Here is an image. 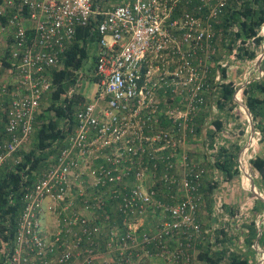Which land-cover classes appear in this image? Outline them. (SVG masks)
Listing matches in <instances>:
<instances>
[{
  "label": "built area",
  "instance_id": "2783aa9c",
  "mask_svg": "<svg viewBox=\"0 0 264 264\" xmlns=\"http://www.w3.org/2000/svg\"><path fill=\"white\" fill-rule=\"evenodd\" d=\"M227 2L0 0V170L20 161L76 29L96 21L98 35L93 68L82 78L75 71V87L66 85L59 94L60 104L75 94L84 97L76 103L66 146L48 157L32 185L23 186L16 229L7 240L0 236L3 264H195L199 246L213 242L215 231L243 230L250 196L235 213L226 211L220 190L226 181L207 162L219 147L235 143L240 110L250 133L243 149L261 135L243 87L264 76L257 65L264 23L253 59L237 58L239 39L233 52L222 55L221 29L214 26ZM240 63L244 79L234 83L231 73ZM229 81L233 102L221 108ZM240 155V187L250 192ZM207 175L218 183L210 210L201 188ZM252 217L259 230L264 223ZM239 245L226 248L246 251Z\"/></svg>",
  "mask_w": 264,
  "mask_h": 264
},
{
  "label": "trees",
  "instance_id": "16d2710c",
  "mask_svg": "<svg viewBox=\"0 0 264 264\" xmlns=\"http://www.w3.org/2000/svg\"><path fill=\"white\" fill-rule=\"evenodd\" d=\"M100 16L97 17V21ZM220 25L214 26L221 29L220 51L222 55L233 52L235 42L240 40L236 56L242 62L253 59L256 54V48L262 41V37L257 36L258 30L264 23V0H228L227 6L220 19ZM235 25L236 31L231 28ZM96 21L91 22L87 27H78L73 43L67 48L62 55V67L52 72V82L54 90L52 91L51 100L46 107H42L41 112L36 117L35 129L32 133L30 142L21 149L19 154L20 161L11 168L0 170V236L5 240L12 236L16 229L17 219L21 211L22 202L21 194L24 185H32L41 171L45 169L50 161L48 157L57 154L59 148L66 146V138L75 125L74 112L80 100L84 99L82 94H75L70 101H63L60 104L59 94L65 90L66 85H71L75 81V71L84 67L85 62L89 59L90 54L93 55L94 47L97 39ZM254 40L251 42V39ZM216 42V41H215ZM214 42V44H216ZM246 43H248L246 45ZM219 52L211 58L217 60ZM92 65L86 69L87 72L93 68ZM261 68L264 70L262 64ZM222 75L225 79L226 69L222 68ZM234 83L232 81L223 84L222 97L224 108L226 104L233 102ZM246 107L253 116L255 127L260 128L264 136V126L256 117H261L264 123V78L254 79L243 87ZM201 124L197 126L198 132ZM215 125L221 127V122L216 121ZM243 127L240 129V134ZM239 145L236 143L229 144V147H219L213 153V161L207 162L210 170L217 169L222 175L226 185L220 187V190H229L224 195V208L226 211L235 213L238 205L232 204L233 191L232 188L237 186L239 181L240 170L238 167V151ZM251 165L260 174L261 182L264 185V159L256 155L250 160ZM207 175L206 186L201 187L205 191L206 208L211 209L212 191L218 186V183L211 184ZM237 179V180H235ZM235 181V182H234ZM231 184V186H230ZM239 184V183H238ZM261 184V183H258ZM238 190V189H237ZM240 190V188H239ZM250 194V192H249ZM248 194V195H249ZM228 196V199L226 200ZM231 201H230V200ZM251 206L250 219L244 220L240 225L243 230L238 233H231L227 228L223 227L215 231V240L210 243L207 241L206 246H199L196 261L199 264H252L249 250L254 252L252 247L258 234V227L255 225L252 216L264 209V202L259 198H255ZM262 227V226H261ZM240 240L239 247L246 248V251L239 249L229 251L226 248L228 243L235 244ZM259 244L264 251V226ZM216 247V250H213ZM0 264H3L0 259Z\"/></svg>",
  "mask_w": 264,
  "mask_h": 264
},
{
  "label": "rangeland",
  "instance_id": "374dc122",
  "mask_svg": "<svg viewBox=\"0 0 264 264\" xmlns=\"http://www.w3.org/2000/svg\"><path fill=\"white\" fill-rule=\"evenodd\" d=\"M93 62H94L93 61V55L90 54L89 59L84 64V67H82L80 69V73H79V77L80 78H82V73H84V71H86V69L89 67V65H92ZM244 65H245V63H240L239 67L236 68V71H232L231 74L233 76L234 83H240L241 81H243L244 78H243V74L242 73H243V70H244ZM262 78H264V76ZM78 84H79V86L77 87L78 91H83V88L85 86L84 85L85 84V79L83 78V80H80V82ZM71 86H72V88L75 87V85H73V84H71ZM89 86L91 87L92 84H90ZM256 119H258L261 122V124L264 126V123L262 122V118L261 117H256ZM242 120L244 122V125H242V124L239 125V129H241L242 127L244 129L243 135L239 136L240 140H241V143H242L241 148L239 150V153L241 154L240 155V159L243 158V163L246 165L247 168L250 167V169L252 170L253 167H251L250 160L253 157H255L256 155H261L262 153L264 154V136H263L262 131H261V135L257 139L256 143H254L253 145L249 146L248 150H245V148L243 149V147L246 146V144L248 145V139L250 140V138H249L250 133L248 131V123H245L244 116H243V114L241 113V110H240V121H241V123H243ZM258 129H260V128H258ZM251 174H252V176H254L253 179H254L255 189L257 190V193L260 194L264 198V185L261 182L260 175L256 171H255V173H254V171H251ZM235 180H237V179H235ZM238 180L240 181V175H239ZM258 183H261V184H258ZM230 186H231V184H230ZM239 188H240V194H239L240 197L242 196V197L246 198L248 196V191L246 192V194H247L246 195L244 193L245 190H243L241 187H239ZM225 190L227 191V193H229V190L226 189V186H225ZM232 190H235V187H233ZM227 193H225V195ZM236 196H237V193H234L233 197H236ZM249 196L252 197V196H255V195L253 193H250ZM227 199H228V196H227ZM255 218H258V220L261 218V223H264V209L261 212L255 213ZM208 223H209L208 221L205 222L206 225ZM261 225L264 226V224H261ZM256 249L257 250H255L254 252H252L250 250L248 251L250 256H251V259L253 260L252 264H263V262L261 263V261L263 259L261 250H263V248H262V246L260 244H258V246H256ZM195 264H199V261L198 262L196 261Z\"/></svg>",
  "mask_w": 264,
  "mask_h": 264
},
{
  "label": "crops",
  "instance_id": "0c3cea01",
  "mask_svg": "<svg viewBox=\"0 0 264 264\" xmlns=\"http://www.w3.org/2000/svg\"><path fill=\"white\" fill-rule=\"evenodd\" d=\"M216 44H214V46H216L217 47V42H215ZM218 45H219V47H220V43H218ZM256 54H257V52H256ZM255 54V55H256ZM261 64H263V66H264V60L261 62ZM240 124H242V125H244V123H239V124H237V126H236V130H235V143H236V145H239V147L241 148V145H242V143H241V140H240V135H243V133H244V129H243V132H242V134H240V129H239V125ZM206 132H207V134L210 136L211 135V131H210V129L209 128H207L206 129ZM234 143V142H233ZM240 148H239V150H240ZM238 154H239V151H238ZM258 156H261L263 159H264V154L262 153L261 155H258ZM240 157V156H239ZM251 164V163H250ZM251 167H253L252 165H251ZM248 171H249V173H250V182H251V179H253V177L254 176H252V174H251V171H254V173H255V171L256 172H258L254 167L252 168V170L250 169V167L247 169ZM259 174V173H258ZM260 175V174H259ZM261 177V176H260ZM237 181H239V180H237ZM253 181H254V179H253ZM239 183V184H238ZM237 183V186H235V190H232L234 193H237V196L236 197H232V204L233 205H239L241 202H243V200L245 199L244 197H240V190H237V189H239V187H240V181ZM255 185V184H254ZM221 191H222V193L225 195V191L224 190H222L221 189ZM233 193V194H234ZM245 194H246V192H244ZM250 193H253V192H251L250 191ZM242 194V193H241ZM244 194V195H245ZM248 194H249V192H248ZM254 194V193H253ZM247 195V194H246ZM255 195V194H254ZM249 196V195H248ZM250 199H251V202H253L254 201V199L255 198H257L256 196H252V197H249ZM226 200H227V198H226ZM261 200H263V199H261ZM264 202V201H263ZM254 249V248H253ZM254 251H255V249H254ZM250 256V255H249ZM250 258H251V256H250ZM252 260V259H251ZM253 262V260L251 261V263Z\"/></svg>",
  "mask_w": 264,
  "mask_h": 264
},
{
  "label": "water",
  "instance_id": "95a60500",
  "mask_svg": "<svg viewBox=\"0 0 264 264\" xmlns=\"http://www.w3.org/2000/svg\"><path fill=\"white\" fill-rule=\"evenodd\" d=\"M263 57H264V52L262 53V55L260 56V58L257 60V65H258L259 69L261 68V60H262ZM252 128L253 127L251 126V129ZM250 185H251V192H253L257 198L263 199V201H264V198L260 194L257 193V190L255 189V185H254L253 179H251ZM261 233H262V227L258 230V234H257L256 239H255V245L256 246H258V244H259V238L261 236ZM256 246H255V249H256ZM261 251L264 253L263 250H261ZM263 260H264V257H263L262 261Z\"/></svg>",
  "mask_w": 264,
  "mask_h": 264
},
{
  "label": "bare ground",
  "instance_id": "6f19581e",
  "mask_svg": "<svg viewBox=\"0 0 264 264\" xmlns=\"http://www.w3.org/2000/svg\"><path fill=\"white\" fill-rule=\"evenodd\" d=\"M239 96L237 95V98H238ZM244 109V108H243ZM245 110V109H244Z\"/></svg>",
  "mask_w": 264,
  "mask_h": 264
}]
</instances>
